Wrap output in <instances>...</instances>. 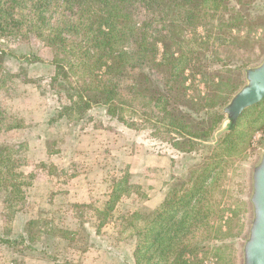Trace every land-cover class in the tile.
I'll return each instance as SVG.
<instances>
[{
	"label": "rangeland",
	"instance_id": "374dc122",
	"mask_svg": "<svg viewBox=\"0 0 264 264\" xmlns=\"http://www.w3.org/2000/svg\"><path fill=\"white\" fill-rule=\"evenodd\" d=\"M210 7L207 27L181 32L186 40L197 38L183 45L198 59L195 75H186L181 102L198 117L208 106L224 104L225 113L247 84V71L264 62V0ZM53 57L36 38L0 36V65L11 76L8 87H0V107L23 126L0 133V264H135L138 231L175 192L191 188L201 164L218 162L221 152L209 144H183L167 127V116L143 97H136L126 124L101 107L71 109L78 79L52 85ZM78 82L77 89L83 80ZM258 106L239 120L251 145L224 158L207 190L202 208L208 223H196L184 239L194 252L187 256L191 264H245L253 175L264 155V112ZM123 177L141 189L123 194L109 211L114 181Z\"/></svg>",
	"mask_w": 264,
	"mask_h": 264
},
{
	"label": "trees",
	"instance_id": "16d2710c",
	"mask_svg": "<svg viewBox=\"0 0 264 264\" xmlns=\"http://www.w3.org/2000/svg\"><path fill=\"white\" fill-rule=\"evenodd\" d=\"M223 1L0 0V36L33 37L51 48L54 57L48 65L56 72L52 85L76 77L78 86L83 80L78 89L71 88L79 92L71 109L85 112L101 107L126 124L125 115L135 111L136 97H143L167 116V127L180 135L183 144L192 148L209 144L221 152L218 162L201 164L191 188L183 186L175 192L138 231L135 264H168L171 259V264H191L187 256L194 252L184 239L193 225L208 221L202 208L208 188L218 180L224 158L237 156L251 145L250 134L239 127L240 118H226L224 104L218 109L208 106L198 117L181 102L186 75H195L198 59L192 50H183V45L191 46L197 38L186 40L181 32L207 27V6L217 11ZM155 65L158 70L153 69ZM10 78L0 65V87L5 82L8 87ZM259 106L264 112V102ZM21 123L0 107V133L21 129ZM126 178L114 181L109 211L123 194L141 189L128 186Z\"/></svg>",
	"mask_w": 264,
	"mask_h": 264
},
{
	"label": "water",
	"instance_id": "95a60500",
	"mask_svg": "<svg viewBox=\"0 0 264 264\" xmlns=\"http://www.w3.org/2000/svg\"><path fill=\"white\" fill-rule=\"evenodd\" d=\"M247 84L233 97L225 108L232 119H238L248 109L264 102V62L246 73ZM254 220L250 238L244 248L245 264H264V155L253 175L251 198Z\"/></svg>",
	"mask_w": 264,
	"mask_h": 264
}]
</instances>
